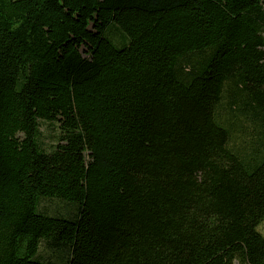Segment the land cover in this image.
Segmentation results:
<instances>
[{"label": "trees", "instance_id": "1", "mask_svg": "<svg viewBox=\"0 0 264 264\" xmlns=\"http://www.w3.org/2000/svg\"><path fill=\"white\" fill-rule=\"evenodd\" d=\"M263 220L264 0H0V264H264Z\"/></svg>", "mask_w": 264, "mask_h": 264}, {"label": "rangeland", "instance_id": "2", "mask_svg": "<svg viewBox=\"0 0 264 264\" xmlns=\"http://www.w3.org/2000/svg\"><path fill=\"white\" fill-rule=\"evenodd\" d=\"M114 25L111 26L112 32H108L107 38L111 40V42L118 46L116 42H122L123 40V33L118 27H114ZM113 35V39L112 36ZM120 47V46H118ZM227 94H224V103L227 102ZM219 122L222 124L228 126L231 130L232 134V145L236 148H246L247 143L251 141V139L254 137V131L249 123H244V119H241V121H236L235 119H231L229 122L226 120L229 118L227 114L220 109L219 111ZM59 135V124L58 123H48V122H40V135H39V144L40 146L45 149L46 151H50L52 147L57 143ZM70 204V205H67ZM76 204L65 202L63 200L57 201V200H42L40 204V212L51 215V216H69V219H75L70 218V216L75 215L76 208L74 206ZM77 207V206H76ZM78 214V210H77ZM76 214V215H77ZM258 232L264 237V220L260 224L258 228ZM69 254V253H68ZM38 256L43 262H52L57 264H67L69 257L66 253H54L51 250H49L46 245L42 242L40 246V250L38 253Z\"/></svg>", "mask_w": 264, "mask_h": 264}]
</instances>
